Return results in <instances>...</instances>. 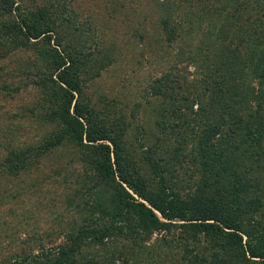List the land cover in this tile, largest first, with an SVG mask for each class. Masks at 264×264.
Returning a JSON list of instances; mask_svg holds the SVG:
<instances>
[{
	"label": "rangeland",
	"instance_id": "obj_1",
	"mask_svg": "<svg viewBox=\"0 0 264 264\" xmlns=\"http://www.w3.org/2000/svg\"><path fill=\"white\" fill-rule=\"evenodd\" d=\"M17 8L43 11L63 52L79 63L77 101L114 126L126 167L158 184L146 159L152 155L170 193L182 199H218L231 185L223 175L227 159L215 156L213 163L198 137L204 122L229 117L228 134L237 131L236 145L245 148L237 130L245 116L231 104L213 105L218 97L206 78L213 74L218 82L225 58L230 67L238 59L250 87L248 104L255 106L251 92L261 88L255 68L264 63V0H0V31ZM15 46L0 35V264H54L61 247L118 210L113 187L100 184L92 156L83 158L89 150L73 143L18 172L5 169L13 152L39 145L60 127L41 87L49 67L45 41ZM238 158V166L248 168ZM260 187L247 196L264 203V183ZM251 217L243 223L261 230L255 248L264 254V204ZM212 247L181 227L144 240L113 230L101 244L87 240L75 264H197L198 254L211 259L221 253Z\"/></svg>",
	"mask_w": 264,
	"mask_h": 264
},
{
	"label": "trees",
	"instance_id": "obj_2",
	"mask_svg": "<svg viewBox=\"0 0 264 264\" xmlns=\"http://www.w3.org/2000/svg\"><path fill=\"white\" fill-rule=\"evenodd\" d=\"M13 4L11 1L7 13H12ZM15 12L14 18L0 31L1 38L10 44L15 40L18 44L15 47L22 49L40 39L45 41L47 54L43 62L49 67L41 73L44 80L41 87L47 90L48 106L53 111V117L60 122V127L57 134L39 145L13 152L11 159L4 165L5 169L18 172L33 160L73 143L89 150L83 153V158L92 156L91 162L100 184L113 187V202L118 210L112 216L104 215L103 225L86 228L83 234L73 240L72 245L61 247L54 264H75V256L87 240H96L101 244L113 230H119L121 236L129 234L132 238L144 240L154 232H170L173 227H181L194 238L200 237L206 245L221 249L219 254L213 252L211 259L196 255L197 264H264V254L255 248V245H259L261 230H256L255 224L245 226L243 223L248 217H253L264 204L259 196H247L254 187L261 190L260 185L264 183V150L261 151L264 140V63L255 68L261 88L258 92L252 89L251 101L255 105L252 107L247 101L250 96L248 79L238 59L235 61L237 65L230 67V58H225L217 68L218 82L212 77L213 74L206 78L207 83L213 87V94L218 97L213 105L223 109L231 104L235 108L233 112L244 114V119H239L237 130L242 129L238 140L247 147L236 145L237 131L228 134L231 126L229 117L226 120L220 116L219 119L204 122V134L198 140L201 139L203 150L213 163L216 162L213 159L215 156L227 159L224 160L227 166L223 175L233 181L229 182L231 185L228 188L218 193V199L215 196L182 199L170 193L162 178L163 170L159 160L152 155L148 154L146 159L152 175L160 181L158 184L126 167L123 147L115 133L110 131L114 126L99 119L89 110L87 103L77 101L82 93L78 78L79 63L63 52L62 42L54 37L53 30L45 23L44 12L34 15L21 8ZM235 97L242 102H236ZM105 141L110 142L111 146L103 143ZM239 156L243 162H249L248 168L238 166ZM119 222H124L123 228L127 233L122 231ZM243 236L247 237L246 242Z\"/></svg>",
	"mask_w": 264,
	"mask_h": 264
}]
</instances>
